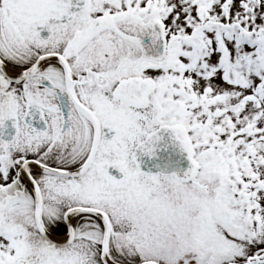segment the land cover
I'll return each instance as SVG.
<instances>
[{
	"label": "snow or ice",
	"instance_id": "obj_1",
	"mask_svg": "<svg viewBox=\"0 0 264 264\" xmlns=\"http://www.w3.org/2000/svg\"><path fill=\"white\" fill-rule=\"evenodd\" d=\"M0 264H264V0H0Z\"/></svg>",
	"mask_w": 264,
	"mask_h": 264
},
{
	"label": "water",
	"instance_id": "obj_2",
	"mask_svg": "<svg viewBox=\"0 0 264 264\" xmlns=\"http://www.w3.org/2000/svg\"><path fill=\"white\" fill-rule=\"evenodd\" d=\"M161 139L154 147V154H137V162L144 172L156 174L158 172H182L189 166L186 153L181 149L179 142L174 139L170 130H161L159 133ZM111 174L117 178L122 176L118 170L110 169Z\"/></svg>",
	"mask_w": 264,
	"mask_h": 264
}]
</instances>
